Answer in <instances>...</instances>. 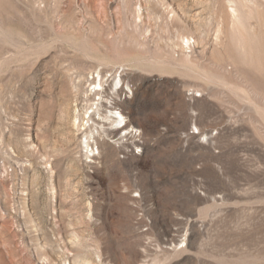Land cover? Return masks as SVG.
<instances>
[{
  "label": "rangeland",
  "instance_id": "374dc122",
  "mask_svg": "<svg viewBox=\"0 0 264 264\" xmlns=\"http://www.w3.org/2000/svg\"><path fill=\"white\" fill-rule=\"evenodd\" d=\"M0 264H264V0H0Z\"/></svg>",
  "mask_w": 264,
  "mask_h": 264
},
{
  "label": "bare ground",
  "instance_id": "6f19581e",
  "mask_svg": "<svg viewBox=\"0 0 264 264\" xmlns=\"http://www.w3.org/2000/svg\"><path fill=\"white\" fill-rule=\"evenodd\" d=\"M99 85H100V82H99ZM98 107V106H97ZM87 113V112H86ZM113 113V112H112ZM116 115V114H115ZM122 115V114H121ZM120 114H118V115H116V116H112L113 118H120V120H118V126H117V128H121V129H124V133H126L127 132V127L125 126V123H123V119H122V116H121ZM104 118H106V116L104 117ZM79 119V118H78ZM82 119H84V118H82ZM110 119V118H109ZM79 121V120H78ZM96 121V120H95ZM94 121V122H95ZM97 123H99V120L98 121H96ZM83 125V124H82ZM131 129V128H130ZM96 130H97V128H96ZM135 131V130H134ZM130 132H132V130H130ZM133 133V132H132ZM132 135V134H131ZM89 142H87V146L89 147ZM91 146V145H90ZM93 150V148H92V146L90 147V151H92Z\"/></svg>",
  "mask_w": 264,
  "mask_h": 264
}]
</instances>
